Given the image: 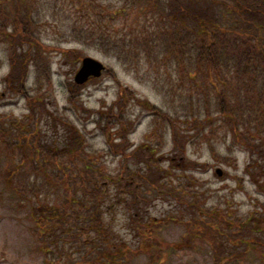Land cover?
Here are the masks:
<instances>
[{
	"label": "trees",
	"instance_id": "obj_1",
	"mask_svg": "<svg viewBox=\"0 0 264 264\" xmlns=\"http://www.w3.org/2000/svg\"><path fill=\"white\" fill-rule=\"evenodd\" d=\"M119 1L111 7L98 4V0H66L69 38L81 46L93 47L127 69H136L139 63L164 69L173 64L180 91L188 92L185 82L196 87L197 79L207 80L212 86L210 91L217 113L233 121L237 141L252 146L258 141L264 143V0ZM35 20L23 0H0V37L13 46L8 49L10 67L3 81L4 92L9 98L24 100L27 109L22 122L13 120L10 126L0 115V146L12 149L15 155L11 156L17 159L6 184L22 201L30 204L33 232L40 237L39 250L44 264H120L131 250L136 251L132 253L145 250L139 246L131 250L118 246L111 238L110 225L106 226L101 217L104 210L111 212V204L103 206V202L97 201L102 196L94 201L87 197L90 194H85L89 192L85 190L88 187L97 194L102 186L98 181L108 180L103 174L104 166L97 165L100 154L80 148L82 135L69 122L66 123L71 128L68 144L58 146L39 139L35 120L41 113L42 100L33 96L32 88L27 87L28 74L30 69L34 73V88L49 86V64L43 62V56L67 51L44 45L35 36L39 26ZM106 75L116 81L110 70ZM72 87L67 99L69 107L81 103L74 91L79 88ZM130 100L151 112L153 123L161 121L173 139L178 136L167 113H161L137 100L128 90L119 88L111 107L90 114L102 131L107 153L125 160L133 157L127 154L131 144L127 136L128 121L122 112ZM209 118L208 108H205V121ZM25 121L28 126L23 125ZM241 124L244 127L240 131L237 127H242ZM157 129L158 126L154 127L152 132ZM137 150L145 154L144 145ZM259 162L263 166L255 165L250 176L264 197V160L261 158ZM250 169L252 167L248 166L247 171ZM168 170L170 173L172 168ZM137 189L141 193L144 190L137 187L135 192ZM188 204L187 213L191 210L195 218L203 217L198 224L220 242H214L219 252L227 257L257 254L264 258V212L255 213L252 219L239 224L228 207L221 210L195 201ZM133 205L140 208L139 201ZM195 205L197 213L193 212ZM141 218L143 220L144 216ZM150 226L146 227L147 231ZM216 229L220 230L218 236ZM83 237L87 244L76 251L78 258L72 260L66 248L81 242ZM162 246L176 248L175 244Z\"/></svg>",
	"mask_w": 264,
	"mask_h": 264
},
{
	"label": "rangeland",
	"instance_id": "obj_2",
	"mask_svg": "<svg viewBox=\"0 0 264 264\" xmlns=\"http://www.w3.org/2000/svg\"><path fill=\"white\" fill-rule=\"evenodd\" d=\"M118 2L98 0V4L111 7ZM23 3L39 25L35 36L46 46L67 51L66 54L50 52L43 56V62L49 64V86L34 88V73L30 69L28 74L27 87L32 88L33 96L42 100L41 113L35 120L39 139L58 146L68 144L71 128L66 123L69 122L82 135L80 148L100 154L97 165L104 166L103 174L108 180L101 178L98 181L102 185V195L93 193L89 187L85 190L91 193L86 191L85 194H90L87 197L94 201L102 196L97 201L103 202V206L111 204V212L104 210L101 217L106 226L110 225L111 238L118 246L124 250L139 246L145 250L142 253L131 250L132 254L129 253L120 264H264V258L257 254L227 257L224 252H219L214 244L217 239L211 238L210 231L203 230L198 224L203 217L195 218L191 210L187 213L188 203L194 201L204 207L221 210L228 207L239 224L247 218L252 219L255 213L264 212V197L250 176L255 165L263 166L259 161L264 160V143L258 141L252 146L237 141L233 121L217 113L211 84L199 78L196 87L185 82L188 92L180 91L173 64L164 69L139 63L136 69H127L91 46L74 43L67 31L69 11L66 0H23ZM1 39L0 115L10 126L13 120L22 122L27 109L24 100L5 95L3 81L9 73L11 56L8 49L13 46ZM85 57L102 63L106 72L99 79L77 86L79 89L74 91L80 96L82 107L81 103L69 107L68 95L73 91L72 86H76L73 78ZM109 70L116 81L106 75ZM119 88L128 90L137 100L161 113H167L178 136L173 139L161 121L153 123L151 112L130 100L122 112L128 121L127 136L131 144L127 154L133 157L125 160L108 154L102 131L96 127V118L90 113L111 107ZM205 108L210 115L208 121H205ZM23 125L29 123L25 121ZM157 126L158 129L152 132ZM243 127L237 128L241 131ZM142 145L145 154L137 150ZM11 155H15L12 149L0 146V264H44V256L39 250L40 237L33 232L30 204L22 201L20 195L6 184L17 165V159ZM248 166L252 169L247 171ZM168 168H172L170 173ZM216 169L221 170L220 177L215 174ZM137 187L144 188L142 193L139 189L135 192ZM135 201L140 202V208L133 205ZM196 205L195 213L198 212ZM216 230L218 236L220 230ZM84 238L80 244L66 248L72 260L78 258L77 252L87 244ZM166 243L175 244L176 248L162 246Z\"/></svg>",
	"mask_w": 264,
	"mask_h": 264
},
{
	"label": "water",
	"instance_id": "obj_3",
	"mask_svg": "<svg viewBox=\"0 0 264 264\" xmlns=\"http://www.w3.org/2000/svg\"><path fill=\"white\" fill-rule=\"evenodd\" d=\"M105 71V66L99 61L85 57L81 60L80 66L76 71L73 82L76 86L85 85L90 80L99 79L103 72ZM221 170L216 169L215 174L220 177Z\"/></svg>",
	"mask_w": 264,
	"mask_h": 264
}]
</instances>
